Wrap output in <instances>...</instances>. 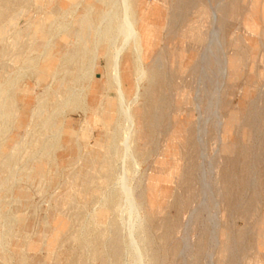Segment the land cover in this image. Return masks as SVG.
<instances>
[{"label": "rangeland", "instance_id": "rangeland-1", "mask_svg": "<svg viewBox=\"0 0 264 264\" xmlns=\"http://www.w3.org/2000/svg\"><path fill=\"white\" fill-rule=\"evenodd\" d=\"M40 1L45 5L42 0H25L24 18H17L16 22L25 23L28 28V23L34 20L32 16L41 9ZM76 2L52 0L47 9L62 10V16L39 17L48 24L51 36L61 39L55 46L71 48L74 45L72 34L61 38L65 29L73 31L74 27L61 30L58 24L74 22L81 13L79 9L74 10ZM133 2L143 5L138 16L142 15L151 24L155 37L151 52H146V46L142 53L139 69L144 75L140 81L141 95L135 105L151 106L146 116L154 118L144 129L145 142L135 139L130 154L133 160L126 161L127 185L133 191L135 212L129 209L115 184L122 149L113 164L115 178L106 188L92 190L100 186L99 176L103 175L97 170L96 174L92 172L91 163L84 159L77 162L87 150L98 154L96 148L90 147L94 138L86 132L77 133L79 145L74 137L69 145L65 134L59 146L53 139L55 129L48 130L45 132L48 141L54 140L56 144L51 150L41 145L32 147L36 153L33 161L24 160L26 142L30 135H38L36 129L26 126L31 120L29 109L36 105L49 80L44 79L47 63L40 56L43 50L11 49L9 56L3 58L8 63L0 67V73L9 80H0V88H8L16 108L15 114H3L0 119V182L9 183L4 185L14 186L15 191L23 189L25 194H3L0 202H6L7 210L3 209L2 213L7 217L14 218L15 222H19L20 216L25 219L24 224L16 225H5L6 220H0V237H16L15 242L0 240L1 264H71L72 260L79 264H113L111 250L115 246L121 251L117 264H149V261L153 264H264V0ZM212 8L217 13L215 26ZM169 20L172 23L167 24ZM196 21L201 23L200 40L199 36L186 38L181 32L176 34L188 22ZM43 22H35L32 27L41 29ZM213 29L218 31L222 48L211 51L217 57L208 58L209 42L203 32ZM162 46L174 48L166 58L163 56L162 81L150 83L151 58L162 52ZM14 52L23 56L16 58ZM223 54L229 60L228 76L221 69ZM96 61L99 68H104L102 59ZM97 77L99 81V70ZM95 84L93 81L92 85ZM151 86L159 89L149 94ZM98 99L96 93L89 95L91 103ZM64 115L65 123L78 130L83 114L67 111ZM99 128L98 124L92 133L96 135ZM86 141L90 143L88 146ZM15 147L20 153L11 155ZM139 149L143 150L141 154ZM7 156L12 158L5 160ZM39 160H43L40 167L44 177L37 176L31 182L27 177L28 167ZM78 169L80 175L94 173L92 179L79 185L83 178L74 177ZM78 189L82 195L76 193ZM68 197L73 199L72 203ZM105 197L114 199L115 203L109 204L103 218L100 213L106 205ZM75 205H83L84 216L76 215ZM115 235L120 241L114 240ZM77 236L85 239L81 251ZM132 237L138 241L143 254L139 261L130 246ZM47 243L52 246L51 254L46 251ZM8 251L16 252L15 257L7 259Z\"/></svg>", "mask_w": 264, "mask_h": 264}, {"label": "bare ground", "instance_id": "bare-ground-1", "mask_svg": "<svg viewBox=\"0 0 264 264\" xmlns=\"http://www.w3.org/2000/svg\"><path fill=\"white\" fill-rule=\"evenodd\" d=\"M51 1L52 0H44L45 2L44 6L48 5ZM80 2L83 1L77 0L76 7L78 8L75 7L74 10L76 11L77 9H79L81 10V13L75 17L76 19L74 20V22L72 21L67 24L65 23L58 24L61 30L67 28L68 26L74 27L73 31L72 29L71 31H67V29H65L62 32L63 36L65 35L69 37L70 34H72V37L74 36V45L71 46V48L70 46L67 45L62 46L61 48L58 49L56 48L57 50L55 52L49 51V49H47L46 46L44 47V49H42L43 52L41 53L40 56L44 58L43 63L44 64L47 63L46 68L44 70L45 72H47V74H44L45 75L44 79L45 80L48 79L49 81L47 82L44 88L42 96L37 97L36 105L31 106L30 109L31 120L26 124V126L31 128L32 130L36 129L38 131V135L37 136H34V134L30 135V140L26 142V147L28 149L26 152H23V154L25 156H28L30 161H33L34 159L33 156L36 153L35 151L32 150V147H37L41 145L44 149L46 147L51 150V147L54 146L56 143L59 144L60 146L61 140L63 139V136L65 134H67L69 138L68 144L72 142V140L74 139L75 143L79 145V142H77L79 141L77 138V133L79 131H81L80 132L81 134L82 132H86L88 137L94 138V143L90 145V147L96 148L98 154H94L92 153V151L87 150L85 151V153H83L84 155H80L78 157L77 162H80V160L84 159L87 163H91L92 172L96 174L97 171H100L101 172L100 174L103 175V177L99 176L101 179V182L99 183L100 186H94L92 189L96 192L98 191L96 187L98 189L101 186L106 188L109 181H111V179L113 178V176L115 178V175L113 173H115L116 171L114 172L115 167H113V164L115 162V157L119 154L120 149H122L120 152L121 157L120 160L118 161L119 162L118 169H116L118 170V175L116 177L117 179L115 184L120 189V195H123L125 197V202L129 206V209L135 212L134 209L136 208V206L134 204L135 201L134 196H132L133 191L127 185L128 179L126 176V161L128 158L133 160V157L130 156V154L132 153V149H131L132 142H134L135 139L136 141L145 142L147 136L144 133V129L147 126H150L149 123L153 121L152 119L154 118V116L150 118L146 116L149 113V111L152 109L151 106L148 105L135 106L138 98L141 95L140 81L142 80L144 75V72L139 69L140 68L139 66H142V62H141L143 59L142 53L146 46L148 48L146 52L148 53L151 52V50L153 49L155 42V37L153 35L154 31L152 30L151 24L148 23L142 15L138 16L143 10L142 4H141L142 10L140 9L141 6L140 2H138V4L137 3L133 4L134 3L133 0H121V2L119 0H92V2H88V3L83 2L82 6H80ZM105 8L107 9L105 10ZM116 9H118L119 11L117 12ZM216 14H217L216 8H212L211 17H212V24H214V26L216 25L215 24ZM170 22H171L170 20L167 21V24H170ZM34 24L35 22L30 23V27L34 26ZM200 24H201L200 21H196L193 23L188 22L186 24V27L184 29L177 31L176 34L181 32L180 34H182L183 37L186 36V38L189 37L198 38L199 36V40H200V34L202 33L200 29ZM33 30H34L33 31L34 34L36 29L33 28ZM39 30H42V28ZM172 32L175 33L174 31ZM203 33L207 34L206 40L209 42V46L207 47L208 50L207 57L209 58L210 55H212L213 57H217V54H211V51L218 49V47L219 49L222 48V42H221V38L219 37L218 31L216 29H213L211 31H208V33L207 32H203ZM172 48L174 47L162 46L161 47L162 52H159L156 55L152 54L153 57L152 56H151L152 58L150 57L152 59V63H151L152 69L151 71L149 70V72H151L150 73L151 77H149L148 79L150 83L153 82L155 84L158 81L159 82L162 81V78H160L163 77L162 76L163 72H161L160 70L163 64L162 59L163 56L164 58L167 57L168 51L171 50ZM14 56L16 58H19L21 54L15 53ZM224 56L225 55L223 54L222 55L223 67L221 69L223 74L228 76V73L230 72V66L228 65L229 60L227 61L226 57ZM97 59L103 60L105 64L104 68L102 69L99 68L96 61ZM54 60L56 61V65L53 67ZM98 70L99 72H101V78L99 81L97 80ZM93 81H96L95 85H92ZM54 83H55L54 85L55 88L52 90L51 86ZM158 89L159 87L151 86L148 88V93L153 94V92H156V90ZM95 93L98 94L99 99L97 102L91 103L90 102L91 100L89 101V95ZM154 109L155 108L153 107V110ZM67 111H70L71 113L74 111H78L83 114V120L81 121L78 130H75L74 128L71 127V125L65 123L64 114ZM214 114H216V112ZM98 124L100 125L99 132L96 133L95 135L92 133V131L93 128L98 126ZM54 129H55L54 133L56 135H54L53 139H55L56 143L53 142L54 140L52 142H49L48 141L49 136L45 134L46 131L48 130L53 131ZM198 140L199 141L201 140L200 135H198ZM144 142L142 146L145 145ZM89 144L90 143L87 142L86 146H88ZM16 147H15V153L17 155L18 153H20V151L18 150L19 148ZM49 149H47V151ZM78 150H80V148H78ZM142 151H143L142 149H139L138 153L141 154ZM42 161L43 160H39L37 161V163L42 164ZM39 166L40 165H38L37 167L38 169ZM32 169L34 170V166L32 167ZM80 172L81 171L78 169L76 170L75 174L73 173L75 175L74 177L78 176L83 178V180L79 183V185H82L81 184L82 182L83 184H85L86 181L92 179L94 175V173L93 175L87 173L86 174L81 173L82 175L81 176L79 174ZM76 193L80 195L83 194L81 189H78ZM108 193L110 194V192ZM109 198L107 197L105 199L106 205L103 206L104 211L100 213V216L103 218H105L106 216L105 214H106V210H108L109 208V204L112 205L113 203H115L114 199L111 198L112 199L111 200ZM72 200L73 199L68 197L69 203H72ZM82 206L80 205L79 207L76 206L75 209L78 210L76 211L77 216L80 215L84 216L83 211L85 212V210H83ZM100 225H103V223H100ZM107 225L109 224L107 223ZM81 233L82 232H80V234ZM98 234L99 237L100 235H102L101 230H99ZM119 239L120 237H116L115 235L114 240H116L117 242L120 241ZM77 241H79L77 242L79 243L78 249L79 250L83 249L84 245L82 243L85 242V239L80 236L78 237ZM98 241L100 242L101 240L98 239ZM106 241L108 240L106 239ZM131 241L132 242L130 243V246L132 247V249L136 251V255H135L136 261H139V257L140 258L143 257L142 252L139 251L138 248L139 243L135 239V237H132ZM103 244L105 245V243ZM46 248H47L46 251L50 252L51 254L50 248H52V246L50 243H47ZM111 251L113 253L112 256L114 258L113 264H117L118 260L121 257L120 247L117 248L115 246L112 248ZM102 257L103 255L100 253L99 258L102 259ZM73 261L74 260L69 262L71 264H79L77 263V261L75 262ZM103 264L105 263L103 262ZM149 264H153V262L149 261Z\"/></svg>", "mask_w": 264, "mask_h": 264}, {"label": "crops", "instance_id": "crops-1", "mask_svg": "<svg viewBox=\"0 0 264 264\" xmlns=\"http://www.w3.org/2000/svg\"><path fill=\"white\" fill-rule=\"evenodd\" d=\"M24 1L25 0H0V67L1 68H3L2 66H5L8 63L6 60L3 61V58L4 56L6 57L9 56V52L11 49H16L18 51L19 49L24 50L25 48L34 49V50H42L46 46L47 49L56 51L58 48L62 47L60 45L55 46V42H60L61 39L56 40L54 37H52L51 36L52 34L49 33L47 29L48 24H44L43 20L40 19L39 17L47 18L49 14L50 16L55 14L53 16L59 17V16H62L63 11L62 10H54V11L48 10L47 5L44 6L40 1L41 9L37 12L35 16L34 15L32 16L34 20L28 23L29 25L28 26L29 29H28L27 27H25V23L20 24V21L16 22L17 18L18 19L24 18V14H23L24 8H25V6H23ZM76 13L72 12V15L75 16L74 14ZM34 21L40 22V23L43 22V27H42V30L36 29V31L33 34L34 30H33V27H30V23H33ZM16 23L18 27H15ZM61 38L63 39V35L61 36ZM1 68L0 70H2ZM7 77H8L7 75H5L4 77V75L0 73V80L8 81L9 79H7ZM11 97L12 96L8 92V88L6 89L0 88V119H2L1 115L3 114L5 115L13 114V113L15 114V108H16L15 103L16 102L11 101L10 100ZM30 109H29V112H30ZM10 153L11 155H16L15 150L11 151ZM8 157L9 156H7L5 160L8 159ZM11 158L12 157H9V160ZM24 160L30 161L28 156H26ZM38 165L42 167L41 163L35 164L34 170L32 169L33 167L32 165L28 167L29 173L27 174V177L31 182L33 181V179L37 178V176H39L40 179L44 177V172L41 171L42 169L40 166H39V169L37 168ZM4 184H9V183L0 182V201H2L1 195L3 194H13L15 192L25 194V191L23 189H18V191H15L14 186L10 187L9 185H4ZM38 184H41V181H38ZM3 209L7 210L6 202L5 203L0 202V220H6L5 222H3L5 223V225L6 224L16 225V224H21V223L24 224L22 220H24L25 218L23 216H20V219H18L19 222H15L14 218L12 217L9 218L6 216L7 214H5L4 212L2 213ZM0 225H2V223ZM5 239H7L9 242L16 241V237H0V240H5ZM15 255H16V252L8 251L7 259H9L10 257L14 258Z\"/></svg>", "mask_w": 264, "mask_h": 264}]
</instances>
